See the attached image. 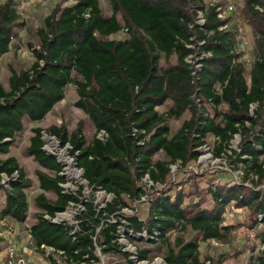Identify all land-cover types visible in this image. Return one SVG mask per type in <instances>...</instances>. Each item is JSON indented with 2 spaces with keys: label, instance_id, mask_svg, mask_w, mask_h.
Here are the masks:
<instances>
[{
  "label": "trees",
  "instance_id": "obj_1",
  "mask_svg": "<svg viewBox=\"0 0 264 264\" xmlns=\"http://www.w3.org/2000/svg\"><path fill=\"white\" fill-rule=\"evenodd\" d=\"M66 1L55 6L38 30L39 46H31L32 67L18 71L10 66L9 90L0 84V155H9L25 121H43L71 84L77 94L74 106L96 130L90 142L83 121L73 132L65 124L32 130L27 154L54 173L36 172L42 193L34 199L38 212L29 232L37 250H51V264H100L99 252L104 257L122 255L133 264L120 243L124 227L131 243L144 245L138 247L140 261L165 246L167 264H203L201 243L225 241L230 235L224 220L231 206L248 209L251 226L264 227L263 190L216 184L209 189L214 204L204 209L202 201L186 204L180 181L166 184L170 165L197 159L209 136L218 139L215 155L220 156L239 135L240 152H235L233 164H243L246 178L253 174L264 179V0H243L240 7V18L255 39L249 78L235 27L238 13L221 19L217 7L205 0H110L112 14L106 16L100 0H72L64 6ZM199 11L204 13L203 26L197 23ZM20 21L14 1L0 5V59L24 26ZM121 32L123 39H110ZM190 56L199 68L188 62ZM166 105V111H159ZM187 112L190 117L173 133L170 123ZM102 131L104 140L97 137ZM44 133L71 147L94 193L114 197L100 210L94 199L85 203L76 217L77 230L54 222L71 204L81 203L82 191L75 195L62 187L67 178L57 158L44 149ZM160 153L168 160H155ZM16 172L10 187L0 185L5 192L0 219L25 223L30 204L26 191L33 182L15 157L0 159V181L2 174ZM146 175L155 185L168 187L142 203ZM46 193L55 194L56 200ZM135 203H140L139 214L121 213ZM186 232L192 233L188 239ZM258 236L264 244V228ZM253 262L264 264V251Z\"/></svg>",
  "mask_w": 264,
  "mask_h": 264
},
{
  "label": "rangeland",
  "instance_id": "obj_2",
  "mask_svg": "<svg viewBox=\"0 0 264 264\" xmlns=\"http://www.w3.org/2000/svg\"><path fill=\"white\" fill-rule=\"evenodd\" d=\"M7 1L9 0H0V5ZM12 1L16 3V8L21 17L20 22L23 23L24 26L16 30V36L10 52L0 59V84L7 90H9L8 80L10 77V66H13L18 71L28 70L32 67L35 58L31 46L37 48L40 43L37 32L44 26L45 18L51 13L55 6L63 0ZM233 3L238 13L235 16L239 17V23L235 27L238 25L243 27V35H240L239 38L243 43L241 50H245L243 61L245 62V74L247 78H249L255 60V39L251 27H248L246 22L240 18V7L243 4V0H233ZM71 4L72 0H67L63 3L64 6ZM205 4H214L225 8V0H205ZM100 5L106 16L112 14L110 0H100ZM231 15L226 13L223 15V18H229ZM124 37V32H121L111 36L110 39H123ZM76 101V87L71 84L66 88L64 100L55 106L52 113L41 122L33 123L26 120L25 130L17 136L10 154L0 155V159L2 160L7 157H15L20 167L25 171L27 178L33 182V186L26 191L30 203L26 222L18 223L10 218L4 220L0 219V264H8V251L10 248L15 249L17 262L23 260L25 264H51L47 259L51 250H48L46 254L39 252L30 236L29 229L35 223V216L38 212L34 206V199L39 193H42V190L39 188L36 172L40 170L51 176H53L54 173L45 169L38 164L33 157H30L27 154V148L30 138L33 136L32 130L34 128L41 127L43 129H48L51 126H61L65 124L69 132H73L80 121L84 122V132L87 140L89 142L92 141L96 135V130L86 114L74 106ZM168 108L169 106L166 105L159 109V111L164 112ZM206 110L212 113L210 107L207 106ZM189 117L190 113L187 112L182 119L172 121L170 124L173 133H175L180 128L183 121ZM43 135L45 143L44 149L48 154L54 155L63 166L62 175L67 178V182L63 184L62 187L66 192H72L75 195L82 191V197L80 198L81 203L71 204L64 213L56 216L58 222H66L75 226V230H77L79 227L76 217L84 210L85 203H89L94 199L95 206L100 210L106 208L107 204L112 202L114 197L104 191L94 193L93 190L88 187L82 170L78 169L76 160L71 156V147L69 145L62 147L54 136L47 133ZM240 143L241 137L234 138L229 147L225 148L222 152L229 155V158L217 161L216 159L218 158H216L215 153L219 146V141L213 136H209L206 140V144L198 148L199 154L197 159L192 160L186 165L182 162V165H180L175 172L169 167L170 173L166 184L168 186H175L180 181L182 183V190H184L188 196L186 204L202 201L204 202V209L212 208L214 204L212 196L209 194L210 187L213 188L216 184L233 183L236 176L240 178V184H249V188L264 191V179L259 180L255 176L251 177V175L249 178H246V176L242 174L244 167L241 163L231 166L232 164L230 162L231 160H235V152H239ZM155 160L165 161L168 159L164 153H160L155 157ZM225 160L226 163H224ZM228 169H231L232 173L229 172ZM4 179L7 180L6 177H4ZM166 184H156L152 186L150 190L147 189L149 197H152L158 191L168 187ZM0 185H2V183ZM144 187H146L145 184ZM46 195L49 199L56 200L55 194L46 193ZM142 203L144 202L142 201ZM4 204L5 192L1 189L0 211ZM139 205L140 203H135L133 204L134 210L125 208L121 213L128 216L132 215V212H134V214H139ZM227 215L228 217L231 215L229 220H225L226 226L231 230L230 235L225 241L209 240L201 243L200 252L203 264H254L253 260L255 257L264 251V244H262L258 236L260 231L264 228L263 224L260 223L252 227L249 210L246 208H239L236 205L229 208ZM123 222L126 223L124 220ZM251 234H255L256 238L254 239ZM120 235L122 237L120 243L124 247L123 251L129 252L133 264H167L164 261V254L167 250L165 246H162L154 253L148 261H140L137 251L138 247L144 245L137 246V244L131 243L126 238L124 227H120ZM184 236L188 239L192 236V233L186 232ZM99 255L101 258L100 264H127V260L122 255H109L104 257L100 252ZM251 257L253 258L251 259ZM55 258L59 263H62V259L58 255H55ZM17 262H15V264H17Z\"/></svg>",
  "mask_w": 264,
  "mask_h": 264
},
{
  "label": "built area",
  "instance_id": "obj_3",
  "mask_svg": "<svg viewBox=\"0 0 264 264\" xmlns=\"http://www.w3.org/2000/svg\"><path fill=\"white\" fill-rule=\"evenodd\" d=\"M210 6L217 7V11L219 12V18H221V19H225V18H223V15L226 14V13L227 14H230V15L237 13V9H236V7H235V5L233 3V0H225V8L220 7L219 5H214V4H211ZM197 23H198V25H201V26H203L205 24L204 13L201 12V11L198 12ZM242 28L243 27H241V25H238L236 27V30L238 32V36L243 35ZM242 46H243V43H242ZM243 51L245 52V50H243ZM192 57L193 56H190L188 58V62L193 63L196 68H199V65L196 64L197 62L196 61H194V62L192 61ZM243 60H244V58H243ZM254 108L255 107H252V111L254 110ZM97 137L99 139H101V140H104L107 137V134L104 131H102L101 133H99L97 135ZM236 137H240V136L239 135H236L234 138H236ZM239 152H240V149H239ZM216 158H218V159H216L217 161H222L225 158L226 159L229 158V155H227L226 153H221V155L220 156H216ZM224 163H226V160L224 161ZM230 163L232 164V165L230 164L231 166L235 165V164H233L232 160H231ZM180 165H182V161H177L176 163L171 164L170 167H171L172 171L175 172L180 167ZM228 171L232 173V170L231 169H228ZM82 172H83V170H82ZM242 174L245 175V171H242ZM4 177H6L7 180H5ZM251 177H253V174H251ZM17 178H18V173L17 172L14 173L12 176H7L6 174H2L0 184L2 183V185H4L5 187H10V185H9L10 181L16 180ZM239 180H240V178L236 176L234 178V180H233V183L234 184L242 185V184L239 183ZM143 184H145V186H146L145 187L146 191H147V189L150 190L152 188V186H155V184L153 183V181L150 179L149 175H146L144 177ZM244 185L250 187L249 184H244ZM148 199H149V195H148V193H146V195H144L142 197L141 202L142 201L145 202ZM133 214H134V212H132V215ZM227 214H228V212L225 215V220H227V219L229 220V217L231 216V215H229V217H228ZM225 220H224V224L226 225ZM54 222H58L56 220V218H55ZM251 235H252V237L254 239L256 238L255 234H251ZM8 256H9L8 257V264H15V262H17L16 261V252H15V249L14 248H10L9 249ZM17 264H25V262L23 260H19L17 262Z\"/></svg>",
  "mask_w": 264,
  "mask_h": 264
},
{
  "label": "crops",
  "instance_id": "obj_4",
  "mask_svg": "<svg viewBox=\"0 0 264 264\" xmlns=\"http://www.w3.org/2000/svg\"><path fill=\"white\" fill-rule=\"evenodd\" d=\"M5 89H6V88H5ZM6 90H7V89H6ZM51 113H52V112H51ZM48 115H49V114H48ZM48 115H47V116H48ZM47 116H46V117H47Z\"/></svg>",
  "mask_w": 264,
  "mask_h": 264
},
{
  "label": "water",
  "instance_id": "obj_5",
  "mask_svg": "<svg viewBox=\"0 0 264 264\" xmlns=\"http://www.w3.org/2000/svg\"><path fill=\"white\" fill-rule=\"evenodd\" d=\"M83 174H84V172H83ZM84 176V175H83Z\"/></svg>",
  "mask_w": 264,
  "mask_h": 264
}]
</instances>
